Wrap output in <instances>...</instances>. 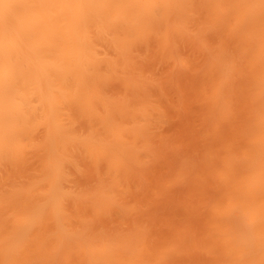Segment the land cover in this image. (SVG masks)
I'll use <instances>...</instances> for the list:
<instances>
[{
	"label": "bare ground",
	"instance_id": "1",
	"mask_svg": "<svg viewBox=\"0 0 264 264\" xmlns=\"http://www.w3.org/2000/svg\"><path fill=\"white\" fill-rule=\"evenodd\" d=\"M0 264H264V0H0Z\"/></svg>",
	"mask_w": 264,
	"mask_h": 264
}]
</instances>
